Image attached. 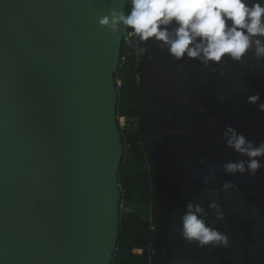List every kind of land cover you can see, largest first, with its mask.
Here are the masks:
<instances>
[{"label": "water", "instance_id": "1", "mask_svg": "<svg viewBox=\"0 0 264 264\" xmlns=\"http://www.w3.org/2000/svg\"><path fill=\"white\" fill-rule=\"evenodd\" d=\"M116 3L0 0V264L113 259L122 33L97 19ZM226 125L264 141V118L238 115L201 127L186 145L215 148Z\"/></svg>", "mask_w": 264, "mask_h": 264}, {"label": "clouds", "instance_id": "2", "mask_svg": "<svg viewBox=\"0 0 264 264\" xmlns=\"http://www.w3.org/2000/svg\"><path fill=\"white\" fill-rule=\"evenodd\" d=\"M125 5L130 7L125 10ZM97 23L113 36L130 30L135 39L127 43L139 55L147 51L142 45L151 41L177 62L192 60L210 68L222 65L226 58L243 63L249 53L264 59V0H117ZM246 102L264 112L259 92L248 95ZM221 138L227 148L246 157L224 162L226 175L247 172L254 176L264 168V141L255 144L230 125ZM222 188L235 185L228 181ZM185 207L181 217L184 240L200 248L230 246V236L207 223L200 203L188 201ZM208 207L215 210L217 220L224 219L220 204L213 201Z\"/></svg>", "mask_w": 264, "mask_h": 264}, {"label": "flooded vegetation", "instance_id": "3", "mask_svg": "<svg viewBox=\"0 0 264 264\" xmlns=\"http://www.w3.org/2000/svg\"><path fill=\"white\" fill-rule=\"evenodd\" d=\"M200 129V124L194 126L183 143L148 152L150 162L143 173L151 182L149 204L143 212L134 208L133 214L149 225V264H264V168L254 176L226 175L224 162L246 157L225 143L202 152L207 145H186ZM209 175L215 180H206ZM228 181L236 189L222 188ZM188 201L200 203L207 223L230 236L229 247L200 248L182 238L181 217ZM213 201L221 205L223 220H217L215 210L208 207Z\"/></svg>", "mask_w": 264, "mask_h": 264}, {"label": "trees", "instance_id": "4", "mask_svg": "<svg viewBox=\"0 0 264 264\" xmlns=\"http://www.w3.org/2000/svg\"><path fill=\"white\" fill-rule=\"evenodd\" d=\"M129 7L130 5H126L125 10ZM128 39H135L130 35V30L122 33L120 61L115 75V79L121 83V89L117 92L116 117L134 119L138 130L128 138V148L118 170V182L123 191L124 206L143 212L151 195V182L143 173L150 162V148L145 144L146 133L150 126L159 127L167 122L173 123L176 108L174 96L177 97L183 89L176 90L180 86L179 73L168 71L170 56L166 50L149 41L142 45L147 49L145 54L139 55L135 48L129 46ZM211 77L225 84L217 88L213 100L210 101L214 109L225 105L226 85L239 93L259 92L260 96H264V59L257 60L251 53L243 63L226 58V62ZM195 84L198 86L201 81L197 80ZM197 92L202 96L200 88ZM131 192L135 196L133 200L128 199ZM123 213L124 210L119 218L118 250L110 264H149L146 251L150 241L149 225L139 221L134 214L124 218ZM134 249H141L142 253L133 254Z\"/></svg>", "mask_w": 264, "mask_h": 264}, {"label": "rangeland", "instance_id": "5", "mask_svg": "<svg viewBox=\"0 0 264 264\" xmlns=\"http://www.w3.org/2000/svg\"><path fill=\"white\" fill-rule=\"evenodd\" d=\"M168 67L170 68L168 69L170 73H179V85L181 87L177 86L176 90L183 89V91L177 97L174 96L176 108L174 105L173 123L167 122L159 127L150 126L148 128L145 144L148 145L150 150L152 148L153 153L157 150H163L173 146L176 142L179 144L185 142L197 124L203 127L205 125L204 123L216 124L223 119L238 115L264 118V112H261L258 107L246 102L247 96L253 94L236 92L232 87H227V85L225 86V91L227 92L225 105L220 109L211 107L210 101L213 100L217 88L225 85L211 77V75L213 76L217 73L218 67H205L192 60L177 62L171 57ZM196 79L201 81V84L198 86L195 84ZM197 87L202 90V96L198 94ZM260 102H264V96H260ZM124 122L127 127L125 137L129 138L135 135L138 130L136 121L125 118L119 122V126ZM134 197L131 192L128 199L133 200ZM130 214H133V209L125 207L123 217L126 218ZM132 253L140 254V250L134 249Z\"/></svg>", "mask_w": 264, "mask_h": 264}, {"label": "built area", "instance_id": "6", "mask_svg": "<svg viewBox=\"0 0 264 264\" xmlns=\"http://www.w3.org/2000/svg\"><path fill=\"white\" fill-rule=\"evenodd\" d=\"M115 84H116V90L118 92V90L121 89V83H120V81L115 79ZM124 119L125 118H123V117H116V121H117L118 128H119L120 135H121V142H122V145H123V154L126 151V149L128 148V138L125 137V130L127 129V127H126L125 122L119 126V122L123 121ZM118 208H119V213H122V211L124 210V201L122 200V190H121V200H120ZM117 250H118V248L116 246L115 249H114L113 254H115L117 252ZM141 252L142 251H140V254H141Z\"/></svg>", "mask_w": 264, "mask_h": 264}]
</instances>
